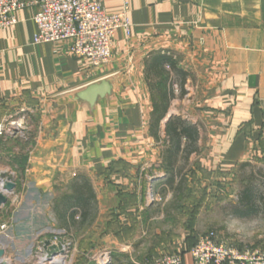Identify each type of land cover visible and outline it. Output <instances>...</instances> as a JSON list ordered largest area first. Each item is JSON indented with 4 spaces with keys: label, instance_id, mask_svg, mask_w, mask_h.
I'll list each match as a JSON object with an SVG mask.
<instances>
[{
    "label": "crops",
    "instance_id": "1",
    "mask_svg": "<svg viewBox=\"0 0 264 264\" xmlns=\"http://www.w3.org/2000/svg\"><path fill=\"white\" fill-rule=\"evenodd\" d=\"M126 6L130 33L117 32L112 60L102 67L72 55L67 40L34 43L36 4L19 10L17 24L0 30V123L26 121L23 176L27 191L37 200L27 203L28 195L14 192L0 205V247L8 264L14 254L2 242L7 230L1 225L8 222L1 213L15 207L10 224H30L42 196L45 227L56 226L63 235L90 229L95 233L92 250H77V257H95L108 249L109 264H153L165 252L180 251L185 264H192L194 233L166 236L176 228L173 212L179 209L173 190L165 184L163 154L166 123L176 114L177 102L188 100L190 114L209 134L197 156L205 167L207 188L213 184L211 178L237 173L242 163L264 164V0H104L109 13ZM159 55L171 58L175 70L170 71L166 60L157 62ZM165 72L174 78L168 90L175 98L156 138L151 85L162 82ZM105 79L111 81V94L94 104L74 98ZM179 97L184 100L177 101ZM8 140L0 135V158ZM22 150L14 152L13 159ZM5 169L1 165L0 174L9 173ZM75 179L87 180L94 190L93 222L81 227L78 212L76 227H64L53 211L54 201L70 191ZM145 194L156 198L145 200ZM118 195H136V200L120 203ZM163 196L167 201L172 197L169 207L161 201ZM22 211L28 212L24 222ZM258 214L236 216L250 219ZM69 218L66 223L71 225ZM57 235L44 240H64ZM76 264L98 263L82 259Z\"/></svg>",
    "mask_w": 264,
    "mask_h": 264
},
{
    "label": "rangeland",
    "instance_id": "2",
    "mask_svg": "<svg viewBox=\"0 0 264 264\" xmlns=\"http://www.w3.org/2000/svg\"><path fill=\"white\" fill-rule=\"evenodd\" d=\"M178 96L180 95L177 92ZM178 98L177 101H179ZM184 100V99H182ZM177 110L175 115H181L192 123L198 124L200 128V141L199 145L201 148V152L197 154H193L191 160L187 165H184L182 162L179 167H183V175L186 179V197L184 198L179 209H175L174 217L176 219V228H170L167 233V237L173 238L180 232H191L194 235L200 236L209 231L217 232L224 240L231 241L234 244H239L242 246H251V247H260L264 245V205L260 204L261 212L258 215L251 217L250 219L240 218L236 216L234 212V207L237 206L239 200V191L242 188L243 181L241 180L243 176L252 177L255 180V184L258 185V194L257 196L264 197V164L251 162L248 166L243 167L240 171L234 172V174L230 176H215L211 178L210 181L213 182L212 186L206 187V174L205 167L203 162L200 160V155L204 149V143L206 138H208L209 134L205 129L203 123L200 121L198 117L194 114H190L192 111L190 110V103L188 100L183 102H177ZM10 122H7V129L10 128ZM9 140L6 142V151L5 155L0 158V166H4L6 171L12 173L14 177V181L17 184H20L22 196L28 195L27 203L32 202L34 199V194H30L27 191V183L25 182V177L23 176V171L21 170L20 160L23 154L22 149H24L23 136L19 133L18 135H12L9 131L4 134ZM22 136V137H21ZM25 137L27 135H24ZM202 140V141H201ZM16 141V142H15ZM18 149V150H17ZM22 150L21 156L17 158L15 161L13 159L14 152ZM9 168V169H8ZM241 177V178H240ZM209 179V178H208ZM209 181V180H208ZM25 193V194H24ZM30 195V196H29ZM10 196V195H9ZM21 196V197H22ZM60 196V194H59ZM120 203L128 202L136 200V195H118ZM145 200L156 198L154 194L144 195ZM166 196H163L161 201L166 203V206L169 207L173 201L172 197L169 201L166 200ZM19 201H15V205L20 203ZM37 201V200H34ZM52 201V199H50ZM12 204V202H10ZM55 204V202H54ZM236 204V205H235ZM26 205V202L22 204ZM38 206L41 208H37L35 211L36 215L34 216V220L30 224H18L16 223L11 225V221H15V215L13 216V210L15 207L12 205L1 213L2 216L8 222L6 225L7 230L4 235L6 238H3L2 242L7 244L8 250L14 254L13 263L12 264H38V256H42V253L39 249L41 246V242L49 237L52 233L58 234L57 236L60 238L62 236L61 229L56 226L45 227L43 223L42 216L45 213V197L42 196L41 202L38 201ZM24 207H27L24 206ZM52 207V206H51ZM40 209V210H39ZM43 209V210H41ZM167 212V210H166ZM21 215V221H25L24 217H26L28 212H23ZM13 218V219H12ZM11 229L15 234L10 233ZM89 231V232H88ZM88 232V233H87ZM15 235L16 238H14ZM62 234V235H61ZM94 232L92 229L84 231L83 233H73L71 235H63L64 242L69 241L70 245L66 248L64 256L65 264H76L77 261L83 260H94V256L92 254L86 255L84 257H77L76 251L85 249L92 250L93 244L91 243V239H93ZM261 235V236H259ZM55 238V237H53ZM80 241V242H78ZM230 242V243H231ZM169 243H166L168 246ZM166 250H170V246L166 247ZM91 253V252H90Z\"/></svg>",
    "mask_w": 264,
    "mask_h": 264
},
{
    "label": "built area",
    "instance_id": "3",
    "mask_svg": "<svg viewBox=\"0 0 264 264\" xmlns=\"http://www.w3.org/2000/svg\"><path fill=\"white\" fill-rule=\"evenodd\" d=\"M31 4L37 6L34 16L37 26L34 43L67 40L72 55L90 60L95 67L111 62L117 32L125 29L130 33L131 30L128 7L119 13H109L104 7V0H0V30L17 24L16 13ZM174 91H179L178 84H174ZM26 125L23 118L10 121L8 129L7 125L0 123V135L8 131L12 135H23ZM4 181L5 178L0 174V187ZM16 196L17 202L18 195ZM6 227V224L1 225L2 230ZM49 240L51 245H58L59 242L65 248L70 245L69 241L64 242L57 238ZM39 249L42 256H38V263L43 257L47 259V264H54L55 259L64 257L58 253L49 258L45 240L41 242ZM190 255L192 264H264V245L239 247L224 240L217 232L209 231L198 237L190 249ZM94 259L98 264H109L112 251L103 250ZM153 264H185V260L179 251H169L155 258Z\"/></svg>",
    "mask_w": 264,
    "mask_h": 264
},
{
    "label": "trees",
    "instance_id": "4",
    "mask_svg": "<svg viewBox=\"0 0 264 264\" xmlns=\"http://www.w3.org/2000/svg\"><path fill=\"white\" fill-rule=\"evenodd\" d=\"M164 56H157L155 59L158 61L166 60L170 63V71L175 70V63L171 58H163ZM162 82L152 84V88L155 89V95L153 96V124L152 132L156 138H159L160 124L163 120L171 100L175 98L173 91L168 90L169 83L170 88L173 86L175 81L173 76L165 72L162 74ZM166 138H165V149H164V163L167 171V178L165 184H167L172 190L175 198V207L179 208L186 197V179L183 175V167H179L181 162L184 165L189 163L190 157L193 154L201 152L199 145L200 141V128L198 124L192 123L187 118L181 115H173L166 123L165 127ZM29 134H27L28 136ZM16 159L15 161H17ZM27 158L22 156L20 160L21 170L24 172ZM250 163H242L239 166L241 171L243 167L248 166ZM24 175V173H23ZM241 178V177H240ZM243 186L239 191V200L237 206L234 207L236 215H249L252 213L261 212L260 204L261 201L264 205V197L257 196L258 185L255 184V180L252 177H245L241 179ZM70 191L62 193L58 198L55 199L53 211L57 215L61 226L64 227H76V221L74 217L78 212H81V227L85 224H92L93 222V203L95 202L96 196L91 184L87 180H82L81 183L78 180H73L70 184ZM21 190L20 184L17 183L15 192ZM70 217L71 223H66L67 217ZM79 225V226H80ZM197 235L192 237L191 248L195 245L198 240ZM190 248V249H191ZM180 252V251H179ZM183 256L184 253L180 252Z\"/></svg>",
    "mask_w": 264,
    "mask_h": 264
},
{
    "label": "water",
    "instance_id": "5",
    "mask_svg": "<svg viewBox=\"0 0 264 264\" xmlns=\"http://www.w3.org/2000/svg\"><path fill=\"white\" fill-rule=\"evenodd\" d=\"M112 90L113 86L111 81L105 79L98 83H93L85 89L79 91L74 98L78 101H87L90 104H94L99 99L111 94ZM1 176L5 178L4 183L0 187V205L2 206L8 202L9 195L15 191L17 184L14 181L13 175L10 173L3 172ZM45 249L49 255V258L58 253L63 254L66 250L62 242H59L58 245H51V241L49 239L45 240ZM4 258L5 249L0 247V262L2 264H8Z\"/></svg>",
    "mask_w": 264,
    "mask_h": 264
},
{
    "label": "bare ground",
    "instance_id": "6",
    "mask_svg": "<svg viewBox=\"0 0 264 264\" xmlns=\"http://www.w3.org/2000/svg\"><path fill=\"white\" fill-rule=\"evenodd\" d=\"M46 260L47 259L43 257L38 264H47ZM64 260H65L64 257H58L57 259L54 260V264H65Z\"/></svg>",
    "mask_w": 264,
    "mask_h": 264
}]
</instances>
